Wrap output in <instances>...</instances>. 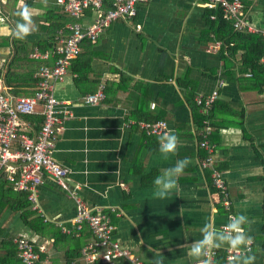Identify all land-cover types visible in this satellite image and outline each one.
Instances as JSON below:
<instances>
[{
  "label": "crops",
  "instance_id": "1",
  "mask_svg": "<svg viewBox=\"0 0 264 264\" xmlns=\"http://www.w3.org/2000/svg\"><path fill=\"white\" fill-rule=\"evenodd\" d=\"M209 1H140L132 19L113 21L96 41L85 39L65 78L54 85L63 101L60 108L67 111L54 157L69 169L71 189L89 208L109 214L115 239L143 264H152L153 251L161 252L164 264H196L187 256L188 245L202 238L206 221L221 229L235 214L249 218L246 229L253 243L248 254L256 256L255 264H264V88L248 75L247 52L233 53L217 38ZM23 3L33 10L35 31L24 40L0 34V79L17 95L31 96L38 90L40 67L53 64L57 39L75 20L60 0H48L47 7L41 0ZM20 4L0 0V16L10 27ZM243 4L247 19L264 27V0ZM93 16L87 11L82 24ZM36 48L50 57H33ZM101 85L106 98L86 103L84 96ZM215 89L210 138L217 144L215 166L229 187L228 209L212 183V169L201 165L207 153L199 144L204 114L196 97ZM158 119L166 120L169 132L180 139L178 152L168 160L158 151L161 135L149 136L138 123ZM29 121L34 134L39 127ZM185 158L190 164L179 178V190L167 199L155 198L154 179ZM35 193L36 209L30 202L17 207L15 198L0 212V264H25L18 255L19 237L39 253L35 264H85L82 248L94 237L87 226L75 229L74 197L49 174ZM226 249H218L216 264L224 263ZM93 264L136 262L121 257Z\"/></svg>",
  "mask_w": 264,
  "mask_h": 264
},
{
  "label": "built area",
  "instance_id": "2",
  "mask_svg": "<svg viewBox=\"0 0 264 264\" xmlns=\"http://www.w3.org/2000/svg\"><path fill=\"white\" fill-rule=\"evenodd\" d=\"M140 1L145 0H60L75 21L69 25L70 32L57 39L53 50L56 56L53 64L40 67L36 75L38 83L36 93L31 96L17 95L3 79H0V177L6 174L16 190L28 191V200L35 209L37 208L35 187L42 182L44 174L52 175L58 184L74 197L77 204V212L73 219L74 227L79 231L87 226L94 237L82 248L81 254L85 264H93L98 260L112 263L121 257L129 258L136 264L143 263L132 255L131 250L121 246L115 239L116 225L109 214L101 208H89L71 189L67 182L69 169L54 157L55 144L63 130L62 114L67 112L60 108L63 101L55 95L54 85L65 78L71 61L79 54L85 39L96 41L113 21L132 19L136 15ZM207 5L210 8H220L223 17L231 20L236 30L260 34L264 41V27H255L247 19L243 0H210ZM89 10L94 14L93 19L91 23L84 25L81 20ZM211 17L215 18L216 15ZM32 56L48 58L50 52H42L36 48ZM260 61L264 65V53ZM104 87L101 85L97 91L86 94L84 101L86 103L103 101L106 98ZM218 95L219 91L215 89L205 96L196 97L197 104L204 114L199 144L207 153L201 165L203 168L212 169V183L222 194L223 203L228 209L231 204L229 187L223 172L215 166L217 144L210 138L214 127L210 122L209 113ZM37 113L44 116V121L41 127L31 134L27 116ZM138 123L149 136L169 132L168 123L163 119ZM16 246L18 255L25 264H35L39 259V253L26 238L19 237ZM249 248L251 250L252 245ZM217 254L218 249L210 252L209 264H216ZM233 254L226 249L223 264H229V256Z\"/></svg>",
  "mask_w": 264,
  "mask_h": 264
},
{
  "label": "clouds",
  "instance_id": "3",
  "mask_svg": "<svg viewBox=\"0 0 264 264\" xmlns=\"http://www.w3.org/2000/svg\"><path fill=\"white\" fill-rule=\"evenodd\" d=\"M47 7L48 0H41ZM33 10L21 0L17 7L16 16L18 17L15 27L6 24L4 18L0 16V34H8L16 39L24 40L35 31L33 19ZM70 83V81H68ZM61 83L58 87H64ZM159 154L164 160L178 152L180 144L179 137L173 132H166L158 137ZM190 160H177L171 167L161 170V173L154 179V196L157 199H167L174 191L179 190V178L184 174ZM249 218L243 214H235L229 217V222L221 229H217L214 222L206 221L201 228L202 238L194 240L188 245L187 256L196 264H209L208 256L213 249L227 247L229 253V264H255L256 256L250 255L249 246L253 243L252 238L248 235L246 225ZM155 256L151 260L152 264H164L163 255L160 251H153Z\"/></svg>",
  "mask_w": 264,
  "mask_h": 264
},
{
  "label": "trees",
  "instance_id": "4",
  "mask_svg": "<svg viewBox=\"0 0 264 264\" xmlns=\"http://www.w3.org/2000/svg\"><path fill=\"white\" fill-rule=\"evenodd\" d=\"M212 13L216 14V17L212 19V28L218 39L223 40L224 45L231 47V51L235 53L237 50L244 49V62L248 66L260 83L262 89L264 88V65L262 64L261 57L264 53V41L260 34H254L247 31H240L234 28L231 20H227L223 17L220 8H212ZM75 20V19H74ZM85 41H89L86 39ZM248 69V68H246ZM253 79V80H254ZM12 92L18 94L14 89ZM35 93V91H34ZM29 120L36 122L37 127H41L43 124V115H29ZM38 128V129H39ZM28 192L23 190H16L12 181H10L6 174H2L0 177V212H3L10 206V200L17 198L19 201L17 207L24 206L29 203Z\"/></svg>",
  "mask_w": 264,
  "mask_h": 264
}]
</instances>
